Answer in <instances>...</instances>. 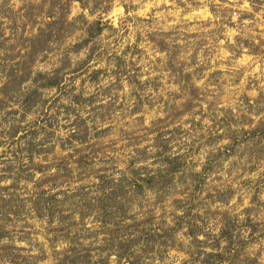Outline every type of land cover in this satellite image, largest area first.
Masks as SVG:
<instances>
[{"label": "rangeland", "instance_id": "1", "mask_svg": "<svg viewBox=\"0 0 264 264\" xmlns=\"http://www.w3.org/2000/svg\"><path fill=\"white\" fill-rule=\"evenodd\" d=\"M70 12L71 0L0 3V148L5 149L0 152V240L18 238L37 250L28 256L13 243L0 245V264H257L245 249L258 243L257 237L264 240V92L255 105L241 96L247 112L241 111L239 120L229 110L214 121V127L228 130L227 137L209 133L202 145L193 141L183 154H173L170 143L185 135L180 128L171 129V141L161 139L160 128L126 133L120 124L121 118L127 120L125 105L113 103V93L122 89L120 74L128 75L122 57L148 58L138 47L141 38L137 46L107 55L98 39L105 31L101 21L89 25L82 16L69 21ZM149 41L164 50L151 35ZM245 45L253 54H264V40L260 45L246 40ZM84 49L86 59L72 67L71 57ZM172 59L180 63L179 50ZM108 62L120 69L113 72L117 84L97 88L108 77L107 67L99 64ZM131 67L140 72L135 62ZM161 68L181 82L172 60L156 71ZM220 75L213 73V78ZM158 80L146 83L159 90ZM129 82L142 88L134 75ZM184 84L179 108L173 96H181L169 95V110L177 113L171 125L188 116L194 129L203 128L207 115L199 122L192 118L201 114L196 109L205 93L194 90L191 74ZM102 96L112 100L104 105ZM133 100L141 97L133 93ZM140 110L142 104H134L132 113ZM29 115L34 119L28 121ZM149 137L155 138V154L139 147ZM225 138L230 143L209 151L203 164L191 158L199 147L212 149ZM149 158L166 166L150 169L145 165ZM197 166L202 172L191 171ZM252 172H259L255 182L242 179ZM236 188L244 193L238 203L248 201L240 211L228 207ZM210 225L219 228L218 236ZM201 232L207 240L196 239Z\"/></svg>", "mask_w": 264, "mask_h": 264}, {"label": "clouds", "instance_id": "2", "mask_svg": "<svg viewBox=\"0 0 264 264\" xmlns=\"http://www.w3.org/2000/svg\"><path fill=\"white\" fill-rule=\"evenodd\" d=\"M2 2L3 0H0V3ZM12 3L18 5L19 0H12ZM97 4H99L98 8ZM81 16L89 25H93L97 20L101 21L100 27L105 28V31L100 33L98 39L103 40L107 55H111L112 52L119 55L126 46H137V37L141 38L138 47L147 51L148 58L138 59L131 53L122 57L128 66V75L120 74L118 82L122 85V89L118 87L113 93L117 97L113 103L125 105L123 111L127 120L121 118L120 124L124 126L126 133L137 131L144 134L160 128L164 133L161 139L171 141V129L180 128L185 135L178 143H170L173 154H183L193 141H196L198 146L202 145L209 133L227 137L228 130L221 129L218 125L214 127V121L221 119L229 110L230 115L239 120L241 111L247 112L241 96L246 95L249 102L255 105L261 92H264V54H253L251 47L245 45L246 40L250 42V45H260V41L264 40V0H85L84 6L81 5V0H71L68 20L73 21ZM76 22L81 23L79 20ZM149 35L158 43H163V51L149 41ZM77 36L84 38L87 33H77ZM114 40L119 42L118 45L113 43ZM261 49L264 50V45H261ZM177 50H179L180 63L172 59ZM87 51L88 49H84L79 57L75 55L71 57L72 67H75L78 59H86ZM170 60L179 70L177 72V75L181 77L179 84L170 71H164L162 68L156 71L157 67L167 65ZM133 62L140 68L139 73L132 69ZM99 66L107 67L108 77L102 79L100 85L96 87L103 89L117 84V76H114L113 72L119 73L120 69L116 64L108 62ZM213 73L221 75L214 79ZM189 74H191V85L194 90L198 94L205 93L199 102V108L196 109V111L202 109L201 114L194 115L192 118L199 122L203 116L207 115L209 118L202 120L203 128L194 129L188 116H184L178 123L171 125V120L177 113L169 110L171 107L169 95L181 96L179 100H175L173 96L174 103L179 108L184 103L182 87H187L184 84V78ZM133 75L136 76L142 88L134 82H129V77ZM157 77H159L157 82L162 85L159 90L154 89L150 83H146L156 80ZM237 80L239 83H236ZM80 83V80L75 81L77 88ZM86 87L89 91L94 90L91 86L86 85ZM133 93L140 96L141 100L134 101ZM109 100H112V97L102 96L101 103L107 105ZM134 104H142L139 115L132 113ZM209 105L212 106L211 110ZM116 116L120 117V113L117 112ZM254 118L259 119V117ZM33 119L32 115L27 117L28 121ZM161 121L164 123L162 124ZM232 129L236 130L235 124L232 125ZM60 135L64 133L61 132ZM154 140V137H149V143H141L139 147L141 149L147 147L149 154H155L157 149L154 146ZM229 143L230 140L225 138L219 140L212 149L206 145L199 147L198 154L192 155L191 158L198 164H203L209 151L223 148ZM4 150L0 148V152ZM228 163L231 161L229 160ZM228 163L225 164V168L228 167ZM145 165L150 169L166 166L160 161L154 163L152 158L147 159ZM137 167L141 165L137 164ZM55 171V168L51 169V172ZM191 171L200 173L202 169L197 166ZM40 175L37 172L36 178L39 179ZM258 176L259 172H252L250 175L243 176L242 179L255 182ZM243 195L242 189L236 188V194L229 200L228 207L235 205L236 210L240 211L247 206V199L238 203ZM260 199L264 200V195ZM179 215L183 213L180 212ZM244 219L245 217L241 215L240 220ZM209 229H212L211 225ZM209 229H205V232ZM212 231L215 235H219V228ZM205 232L198 233L196 239L207 240ZM243 237L247 239L248 232H245ZM257 240L258 243L245 249V254L255 259L257 264H264V240L259 237ZM9 243L15 244L17 249H25L20 253L21 255L31 256L37 251L18 238L13 241L7 238L0 240V245ZM221 244L223 246V241ZM63 246L61 244L58 248ZM45 247H47L46 242ZM205 251H211V249L206 248ZM112 259L115 260V257Z\"/></svg>", "mask_w": 264, "mask_h": 264}]
</instances>
